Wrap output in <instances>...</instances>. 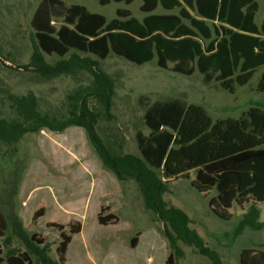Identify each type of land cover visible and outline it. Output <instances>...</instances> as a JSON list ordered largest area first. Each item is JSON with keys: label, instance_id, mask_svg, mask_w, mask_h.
<instances>
[{"label": "rangeland", "instance_id": "1", "mask_svg": "<svg viewBox=\"0 0 264 264\" xmlns=\"http://www.w3.org/2000/svg\"><path fill=\"white\" fill-rule=\"evenodd\" d=\"M43 0H0V118L13 120L18 114L9 96L34 92L39 110L55 119H64L76 99L85 97L95 79L79 68L73 75L45 78L26 66L37 51L34 14ZM67 6L82 5L92 13L109 21L117 17L118 9H129L142 20L141 1L134 4L111 3L101 6L97 0H62ZM257 15L260 24L264 18L263 0ZM159 8L156 13H164ZM178 12V11H175ZM197 17L196 12H192ZM61 25V20H56ZM72 52L65 60H69ZM77 54V53H76ZM88 59L96 71L112 82L109 100L105 103L89 95V111L96 118V131L117 161L133 156L143 161L137 135H149L145 114L156 102L181 100L188 106L204 108L214 122L226 119H244L251 108L264 107V94L258 91L264 69H260L244 87L236 85L234 94L224 90L220 83L207 85L203 76L176 74L163 70L157 62L143 66L132 64L114 54L106 60L78 53ZM48 65L61 58L43 55ZM172 67V65H170ZM154 171V170H152ZM161 178L160 171H154ZM196 173L189 179L169 182L163 198L169 208L181 209L190 219V229L203 240L205 246L219 254L223 264H241L246 249L264 251V229L251 227L240 230V224L254 205L235 203L230 210V221L219 219L210 202L216 191L207 196L194 187ZM167 182V180H164ZM260 223H264V204L257 203ZM115 214V225L101 226L99 214ZM42 217L34 221L36 212ZM0 212L6 218L8 231L0 238L2 257L12 251L27 252L34 264H45V259L58 261L57 248L62 234L70 235L73 227L84 228L81 239L73 241L69 264H85L79 242L91 239L90 250L99 249V264H112L109 259L119 256L127 264H167L171 254L179 250L174 264H212L205 256L182 241L176 246L171 227L146 205L140 184L129 175L119 178L104 164L86 131L77 126L63 132L44 129L26 135L17 144L0 140ZM61 226L63 229L59 228ZM101 226V227H100ZM35 238V241H34ZM136 239L137 246H132ZM41 241L43 244H39ZM176 248V249H175Z\"/></svg>", "mask_w": 264, "mask_h": 264}, {"label": "trees", "instance_id": "2", "mask_svg": "<svg viewBox=\"0 0 264 264\" xmlns=\"http://www.w3.org/2000/svg\"><path fill=\"white\" fill-rule=\"evenodd\" d=\"M97 1L101 6L111 3L130 6L136 0ZM140 1V11L146 15L142 20L129 9H118L117 17L109 21L82 5L43 0L32 20L37 51L25 69L45 78H56L73 75L82 68L93 75L95 83L85 97L76 99L77 103L64 119L43 114L34 92L9 96L19 117L0 118V140L13 145L26 135L44 129L63 132L72 126L83 128L106 167L119 178L129 175L140 184L147 207L173 230L170 237L174 247L177 241H182L195 247L212 264H223L219 254L207 248L190 229L188 215L181 209L169 208L163 195L170 181L189 179L195 172L192 185L200 194L217 192L210 206L219 219L230 221V210L235 203L245 206L253 201L240 230L251 227L262 231L264 223L259 222L261 212L255 204H264V107L251 108L244 119L214 122L200 106H188L178 99L156 102L145 114L150 134L137 135L143 161L133 156L117 161L96 131V118L89 111L87 98L93 95L106 103L112 82L78 53L100 60L114 54L138 66L156 61L159 68L184 76L198 72L207 85L217 82L234 94L236 85L247 86L264 69V18L260 24L257 22L261 5L258 0ZM159 7L168 13L156 14ZM56 20H61L60 26ZM72 52L75 54L65 60ZM44 54L57 56L61 61L48 65ZM258 91L264 94V72ZM152 170L160 171L161 178ZM103 212L102 209L99 214L101 226L117 224L115 214L103 215ZM40 217L42 211L36 212L34 221ZM8 228L0 212V238L6 236ZM81 231L79 226L73 227L70 235L63 233L57 248L58 261L47 258L45 264H65L73 236ZM132 246L136 247V239ZM2 254L0 250V264H34L27 252L12 251L6 257ZM176 255L181 256V252L171 254L167 264H174ZM241 264H264V251L244 250Z\"/></svg>", "mask_w": 264, "mask_h": 264}, {"label": "crops", "instance_id": "3", "mask_svg": "<svg viewBox=\"0 0 264 264\" xmlns=\"http://www.w3.org/2000/svg\"><path fill=\"white\" fill-rule=\"evenodd\" d=\"M137 1V0H136ZM135 1V2H136ZM140 1V0H139ZM134 2V3H135ZM133 3V4H134ZM141 5H142V2H141ZM141 5H140V7H141ZM159 8H162V7H159ZM158 8V9H159ZM157 9V10H158ZM162 10L163 11H165L163 8H162ZM117 13V12H116ZM142 13V12H141ZM156 13V12H155ZM165 13H168L167 11H165L164 13H156V14H165ZM146 16V15H145ZM144 16V17H145ZM101 227V226H100ZM83 232H84V228L82 229V231H81V233L79 234V235H77V236H73V239H72V243H71V245L69 246V249H68V254H67V261H66V263L65 264H69V252H70V248L72 247V245H73V241H77V239H81L82 238V234H83ZM139 243V242H138ZM138 243H136V246H137V244ZM90 246H91V239H87V238H85V240L84 241H80L79 242V247L83 250L82 251V254H83V256L85 257V259H83V262L85 263V264H99V249H98V247L95 245L94 246V248H93V250L91 249H89L90 248ZM109 261H111L112 262V264H127V263H129L128 261H122L121 259H120V257L119 256H114V259H113V261H112V259H109Z\"/></svg>", "mask_w": 264, "mask_h": 264}]
</instances>
